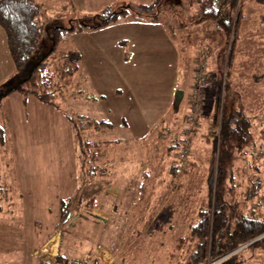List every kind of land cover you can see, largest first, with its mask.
<instances>
[{"label":"rangeland","instance_id":"374dc122","mask_svg":"<svg viewBox=\"0 0 264 264\" xmlns=\"http://www.w3.org/2000/svg\"><path fill=\"white\" fill-rule=\"evenodd\" d=\"M83 1L79 9L66 0L44 3L43 10L48 15L49 26L64 27L72 31L84 27L86 30L79 31L77 39H72L77 34L76 31H73L75 35H72V31L62 32L57 50L69 51L73 45L77 46V41L81 42L83 39L94 41L96 47L104 50L100 49V56H104L111 64L109 69H87L89 64H84L86 56L100 57L81 53L80 70L57 92L54 106H58V113L70 120H77L80 125L83 119L81 116L89 117V121L93 123H111L112 129L107 127L104 132H96L94 136L114 142L118 148H123L124 145L130 148L135 141L131 139L130 132L133 127L129 115L135 112V104L138 103L143 110V118H135L134 122L143 119L144 125L142 123L139 127L145 138V131L153 127V120L164 126V134L171 138L175 133L169 121L158 122L156 117H146L145 113L157 111L155 107L158 106L162 115L165 107L169 105L178 113V120L182 114L184 118L190 114L192 79L189 78L193 77V70L189 60L195 54V46L202 41L194 25L201 15L198 6L201 0H160L157 6L149 8L145 13L138 9L137 5L142 4L138 0ZM141 1L147 4L148 0ZM247 6L245 13L251 21L244 24L245 40L238 44L228 84H224L223 80L221 83L214 81L212 84L211 77L206 89L208 98L205 96L204 105L205 114L208 116L205 122L208 120L211 123L216 95H221L223 121L230 116L228 121L241 127L244 140L240 142L239 138L227 135V121L226 128L218 125L214 136L210 132L211 124L200 130L191 141L192 152L187 150L188 162L179 170V186L175 187L176 191L171 195L168 190L160 187L154 189V198L138 196L135 191L145 179L143 172L149 169L152 174L148 177H157V167L164 160L168 162L169 166L166 167L169 175L170 168L173 167L171 164L176 167L178 163L175 154L183 150H175L170 159L169 155L163 154L164 140L152 143L150 133L145 143L152 147L144 145L142 156H137L138 160L134 163L129 161L132 157L128 147L117 150L113 146L117 151L115 156L121 154L124 158L123 165L126 164L128 171H132L126 177L130 180L129 190L126 191L127 183H122L123 177L115 176L118 167L115 164L113 173L105 178L120 182H113L106 189L102 185L96 186L98 189H90L91 192L86 194L87 198L96 195L92 215L86 209L77 210L73 207L69 224L61 229L63 201L68 196H74L79 185V174L76 171L77 136L74 130L73 134L68 133V127L61 121V115L54 111L46 110L43 114L38 109L27 106L26 114L32 117L24 118L29 115H25L23 108L11 107L13 98L10 97L22 95L18 91L8 93L0 99V124L6 130L5 141L0 144V264H54L59 253L67 256L70 264H94L93 261L99 259L98 254L103 255L104 248L120 254L112 264H186L191 255L189 251L192 243H183L179 251L177 239L190 236L191 226L199 218L204 198L211 197L212 203H216L218 197L231 201L232 195L228 192L230 176L232 174L237 181H241L250 161L259 163L261 174H264V156L260 155V149L264 145V24L259 18L262 9L254 4L249 6L248 3ZM116 13H120L117 18L95 28ZM176 26H187L185 28L188 32L174 39L179 45L184 69L182 73L179 71L182 78L179 90L175 91L172 85L170 55L164 39L162 45L153 50L155 53L151 55L141 53L137 56L131 52V44H122L131 61L124 68L115 64L119 39H128L130 42L132 37L141 34L153 35L161 30L172 32ZM230 39L231 35L228 34L225 48H229ZM50 47L51 42L46 39L36 59L46 54ZM217 67H220L219 75L223 77L225 65L218 63ZM123 76H126V80ZM17 80L16 73L11 72L3 60L0 95L15 86ZM179 91L183 93L181 96L177 95ZM170 96L174 98L173 104ZM125 105L128 108V118L119 113L120 108L121 113H126ZM188 126L190 125L184 121L182 128ZM132 134L134 135L133 132ZM210 138H215L217 145L214 153L212 143L208 142ZM133 156L136 157V151ZM249 171L253 172L250 168ZM243 182L246 183L245 179ZM115 185L123 189L122 196L111 195L116 192ZM262 191L263 204L251 203L250 206L264 214V189ZM241 199L238 198V207H243L244 199ZM96 205L99 209H96ZM102 209L109 212L110 221L105 222V219L103 221L93 216L106 217L100 211ZM56 233H59V242L48 237ZM46 238H49L48 243L42 244L36 252L40 258H33L31 251L38 248ZM245 247L222 259L225 260ZM174 251L175 258L171 257ZM222 259L209 264H217ZM240 259L243 260L241 264H264V249L254 254L246 252Z\"/></svg>","mask_w":264,"mask_h":264},{"label":"trees","instance_id":"16d2710c","mask_svg":"<svg viewBox=\"0 0 264 264\" xmlns=\"http://www.w3.org/2000/svg\"><path fill=\"white\" fill-rule=\"evenodd\" d=\"M159 3L160 0H155V2L151 4L147 3L137 6L140 11L142 10L145 13L149 8L157 6ZM248 3L249 6H253L254 4L255 7L257 6L262 9L259 18L261 19V23L264 24V0L199 1L200 18L216 21L217 23V30H215V33L216 35L218 34V47L214 49L213 60L210 61V63L207 59L208 53H206L205 57L207 60L206 71L209 78L212 77V84L214 81L221 83V80L224 81V84H228V78L230 77L231 69L235 63L238 44L245 40L244 34L246 31L244 30V24L245 22L251 21L249 16L245 13ZM119 14L120 13H116L112 15L109 19L104 20L95 28L101 27L107 22L117 18ZM48 19V15L45 14L40 3L35 0H0V25L6 32L9 52L16 68V80L18 79L16 85L14 84L15 86L10 87L9 90L1 94L6 92L11 94L18 91L24 97H35L44 104L54 106L57 92L61 91L66 81L80 70L82 54L79 50L70 49L69 51L59 52L57 50L62 38V32L66 33L72 31V29L59 26L51 27L47 22ZM228 34L231 35V39L229 48L227 47V49L225 46ZM46 39H49L51 42V47L46 54L36 59ZM199 54H201V52H199ZM218 63L220 65H225L223 77L219 75L220 67H217ZM195 70L196 66L194 63L193 76ZM180 93L182 95V91H180ZM205 95L208 96V92L207 94L205 92ZM220 96L219 94L216 95L215 110L210 123V132L214 136V133H217L216 128L218 125L220 124L223 128H226L225 123L227 121L229 124V128L225 131L227 135L239 138L241 140L240 142H243L244 139L241 127L235 122L228 121L231 119L230 116L225 117V121H223L222 97ZM189 107L191 115L189 114V116L184 118L182 114L184 119L181 117L180 120H178L181 121L182 119L179 126L177 125L178 121L170 122V126H172L174 129L173 132L175 133L171 138L165 134H162L163 137L158 136V130L162 131L164 126L157 125L154 129V135L156 137L151 139L150 142L160 143L164 140L165 145L163 146V154L166 156L169 155L170 159L177 149L182 148L191 151V141L196 138L200 130L204 129L202 121L205 116V107H203L199 113L193 111L192 105ZM191 116H195L194 123L189 122ZM81 117L83 118L81 119V125L77 120L69 119L77 136L75 144L78 149L76 171H78L79 174V185L74 196H68L63 201L61 229H65V225L69 224L70 216L73 213V207L77 208V210L86 209L92 215L96 203V195L93 194L90 198H87L86 194L91 192L90 189H98L99 187L96 186L100 185H102V187L104 186L106 189L112 184L111 181L105 180V170L103 167V145L106 142V144L110 145L112 142L98 139L94 134L96 132H102L106 127H113V124L108 122L93 123L89 121V117ZM167 119H165V123L169 120ZM184 121L190 126L183 129L182 126ZM5 134L6 130L0 124V144L4 143ZM148 135L149 134L146 135V138L145 134L142 137L144 143L147 141ZM208 142L209 144L212 143V153H214L215 148L217 149L215 138H210ZM208 142H205L207 146H209ZM144 145L152 147V145L147 142ZM161 160L164 159L162 158ZM167 163L168 162L165 160L159 163V167H157L159 173L155 178H149L148 176L151 173L145 171L143 175L145 179L141 182V186L136 187L135 191H137L139 195L149 196L150 198L155 197L154 189L156 187L168 190L170 195L172 192H175V187L179 186V180L181 178L179 173L180 169L171 164L173 167L170 168V174L168 175L166 166L169 165H167ZM249 168L252 169L253 172H250ZM249 168L245 169L241 181H237L235 176L231 174V185L228 191L230 192L229 194L232 195L231 201L226 200V198L218 197L217 202L212 203L211 197L209 198L208 196L204 198L205 202L199 211V218L197 222L191 226L190 236L179 237L177 239L179 243L177 250L179 251L183 243H192L191 250L189 251L191 255L187 259L186 264L213 263L235 250L246 246L236 254L231 255L225 260L222 259L221 262L217 263L241 264L243 260L240 258H242L246 252L254 254L256 251L264 249V214L255 211V209L250 206L251 203H256V205L263 204L261 200L263 196L261 193L263 192L262 189H264V174H261L262 171L259 163L257 164L255 161L249 162ZM244 179L246 183L243 182ZM238 198L244 199V203L242 204L243 207L237 206V202L239 201ZM235 199H237L236 202L234 201ZM93 216L104 221L100 216ZM175 252L176 251L172 253L171 257H176ZM93 262H95L94 264H103L99 259ZM54 264H70V259L63 253H59Z\"/></svg>","mask_w":264,"mask_h":264},{"label":"crops","instance_id":"0c3cea01","mask_svg":"<svg viewBox=\"0 0 264 264\" xmlns=\"http://www.w3.org/2000/svg\"><path fill=\"white\" fill-rule=\"evenodd\" d=\"M37 1L38 3H40L41 7L43 8V5L44 3H47L48 1H64V0H35ZM68 1L69 3H71L72 5H75L77 6L76 8L79 9L81 4L84 3V1L82 0H66ZM140 3L144 4L145 1H141V0H138ZM152 2H155V0H148L146 1V3H152ZM199 6V11H200V4H198ZM59 15V13H58ZM88 16V15H86ZM194 25H196V30H197V33L200 35V38H201V43H198L196 46H195V54L194 56H190V63H191V69L194 70V58L196 55L199 54V52H203L204 50L208 53L207 55V59H208V62L210 63V60L213 59V53H214V49H216L218 46V34L216 35L215 33V30H217V23L216 21H212V20H205L203 18H199L198 20H196V22H194ZM190 26V25H189ZM187 27V26H185ZM184 26H176L173 31L169 32V30H167L166 32H164V30H161L159 33H155V34H151V35H138L136 37H132L131 41L128 42V39H124V40H121L119 39V41L117 42V54L118 56H116L117 60H115V64H118V67L120 68H124L126 65L129 64V61H131V59L129 58V54H128V51L127 49L123 48L122 47V44H131L132 48H131V52L133 54H137V56H139V54L141 53H145L147 55H151L153 53H155L154 51L156 49H158L161 45H162V39H164V45L167 46V49L169 50V55H170V71H171V76L170 78L172 79V85L176 90H179L180 87V82L182 80V78L180 77L181 75H179V71L180 73H182L184 71L183 69V61H182V56H180L179 54V45L175 42V38L176 37H181V34L182 33H188L186 32L187 29L185 28ZM185 28V29H184ZM76 31V35L74 32ZM72 31V35H75L74 37H72V39H77L79 36V31L83 32V31H86L85 28H81V30H74L73 29ZM177 33V35H176ZM191 34V33H190ZM189 37L191 35H188ZM203 36V37H201ZM150 37V38H148ZM163 37V38H162ZM145 38H148V39H145ZM161 38V39H160ZM73 43H74V40H73ZM86 47V49H85ZM71 49H77L79 50L81 53H90V54H94V55H99L100 58H93L88 55L86 56V61L84 64H89L87 69H109V66H110V62L108 60H106V58L104 56H100L101 54V48L99 47H96L95 46V42H89V41H85V39H83L81 42L77 41V46H72ZM107 50V49H106ZM154 50V51H153ZM104 51V50H103ZM190 52V50H189ZM192 53V52H191ZM212 59H210L211 57ZM3 60L7 63L9 69L11 70V72L13 73H16V68H15V64H14V61L11 57V54L9 52V48H8V43H7V36H6V32L5 30L3 29V27L0 25V72H2V69H3ZM113 66V65H112ZM123 78L126 80V76H123ZM189 79H192L191 77ZM122 85V84H121ZM179 85V86H178ZM190 85V84H188ZM180 92V91H179ZM183 94V93H182ZM206 94H207V91H206ZM16 97H10L13 98L11 101V107L12 108H15V107H19L20 109H24V113L25 115H29V116H24V118H29V117H32V115L30 114H26V109L27 106H30L31 108H36L38 109L39 111H41L42 113L46 110H51L52 112H56L58 113L57 109H58V106H50V105H47V104H44L42 102H40L37 98L35 97H31V96H28V97H24L23 95H15ZM207 96V95H206ZM208 98V96H207ZM170 99H171V104L172 101H173V96H170ZM176 100H177V97H176ZM174 102V101H173ZM136 106V110L134 113L131 114V116L129 115V117L131 118V124H132V127H133V131H131V139L133 141H135V143L133 145H130V148L128 145H124L123 148L119 147L118 146H115V143L112 142V144H104L103 145V150H104V156H103V167H104V176L106 177L107 175H111L113 173L112 169H113V166L116 164L118 167H117V170H116V173H115V176H122L123 177V182L122 183H127V187H128V182L130 181L129 178L127 179L126 177L129 175V172L131 174L132 171H128L127 169V165H123V161H124V158L121 156V154L115 156V154L117 153V151L115 150V147L117 148V150H125L127 149H130L131 152L129 153V155L132 157V158H129V161H132L133 163L136 161V159L138 160L137 156L140 157V155L142 156V149L144 151V141H143V136H144V132H141L142 130L140 129V125L142 126V123H143V119L141 121H138V122H134V119L135 118H143V110L140 108V106L137 104H135ZM139 107V108H138ZM44 108V109H43ZM135 109V108H134ZM155 109L157 111H150V112H147L145 113L146 114V117H156L157 118V121H161V120H165L167 119L169 122H173V121H178V113L174 112L173 109L170 108V106H166L165 107V110L163 112V114L161 115L162 111H158V106L157 108L155 107ZM124 111L126 113H121L122 112V109L120 108L119 110V113L120 115H123V116H126V118H128V108L127 106L125 105V109ZM51 113V112H49ZM44 114V113H43ZM61 115V121L65 124L66 127H68V133L70 134H73V127L71 125V123L69 122V117H65L63 114H61L60 112L58 113ZM144 114V116H145ZM149 115V116H148ZM208 116H204V119L202 121V125H204V129L207 128L208 124L210 125V121H206L205 122V119H207ZM163 118V119H162ZM145 119V117H144ZM167 122V121H166ZM181 121H178L177 125L179 126ZM29 125V124H28ZM144 125V123H143ZM153 127L151 129H147L145 131L146 134H150L151 133V137L152 139L154 137H156L154 134H155V127L157 125H159V123H155V120H153ZM172 127V126H171ZM107 128V127H106ZM113 127H111L112 129ZM25 130H27V128H25ZM131 130V129H130ZM17 131V130H16ZM15 131V132H16ZM174 131V129H173ZM104 132V130L102 131ZM132 132L134 133V135L132 134ZM149 132V133H147ZM162 134H164L163 130L159 131L158 130V136H162ZM135 137V139H134ZM148 139V138H147ZM138 140V142H137ZM139 140L141 142H139ZM115 146V147H113ZM136 151V157L133 156V152ZM174 155V154H173ZM150 157H152L150 155ZM151 161L153 159H150ZM145 171H149V169H146ZM144 171V172H145ZM143 172V174H144ZM151 173V171H150ZM152 174V173H151ZM153 177V176H152ZM105 180L107 181H111L112 183L113 182H120L118 180H112V179H106ZM116 186V185H115ZM127 189V190H128ZM126 190V191H127ZM111 194V193H110ZM123 194V189H121L119 186H116V192L115 193H112L111 195L114 196V197H120L122 196ZM139 194V193H138ZM140 196V195H138ZM98 203V201H97ZM96 209H99V206L96 205ZM102 211L103 213H105L106 217H102L103 219H105V222H108L110 221L108 219V211L102 209L100 210ZM48 237H51L50 239H54L55 241H58L59 242V233H56V234H52ZM47 239L49 238H46V240L41 243L40 246H38V248H36L35 250L31 251V256L34 258L35 256L39 259V255L36 253L38 251V249L42 246V244H46L48 243ZM102 252H103V255L102 254H98V258L99 259H102V263H107V264H112L113 261H115L119 256L120 254L119 253H115L107 248H104L102 249ZM35 257V258H36ZM49 263V262H48ZM40 264H42L40 262Z\"/></svg>","mask_w":264,"mask_h":264},{"label":"built area","instance_id":"2783aa9c","mask_svg":"<svg viewBox=\"0 0 264 264\" xmlns=\"http://www.w3.org/2000/svg\"><path fill=\"white\" fill-rule=\"evenodd\" d=\"M206 51L201 52L195 58L196 70L193 76V85L190 92V101H192V108L195 113H199L205 105V92L210 84V78L206 71ZM195 116L189 118V122L194 123ZM264 135V134H263ZM185 150V151H184ZM178 163L175 165L177 168L182 169L185 166L189 153L186 149H183L176 154ZM260 155L264 156V145L260 149Z\"/></svg>","mask_w":264,"mask_h":264},{"label":"water","instance_id":"95a60500","mask_svg":"<svg viewBox=\"0 0 264 264\" xmlns=\"http://www.w3.org/2000/svg\"><path fill=\"white\" fill-rule=\"evenodd\" d=\"M7 93H8V92H6V93H4V94H1V95H0V99H1L3 96L7 95ZM177 95L181 96V93L178 92Z\"/></svg>","mask_w":264,"mask_h":264},{"label":"bare ground","instance_id":"6f19581e","mask_svg":"<svg viewBox=\"0 0 264 264\" xmlns=\"http://www.w3.org/2000/svg\"><path fill=\"white\" fill-rule=\"evenodd\" d=\"M197 121H198V119H197ZM119 140H120V139H119ZM149 172H150V171H149ZM143 175H144V174H143ZM177 241H178V240H177ZM179 242H180V241H179ZM180 245H181V244H180ZM180 245H179V246H180Z\"/></svg>","mask_w":264,"mask_h":264}]
</instances>
